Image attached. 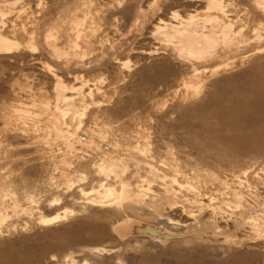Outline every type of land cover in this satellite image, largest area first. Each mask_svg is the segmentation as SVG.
<instances>
[{
    "label": "bare ground",
    "instance_id": "6f19581e",
    "mask_svg": "<svg viewBox=\"0 0 264 264\" xmlns=\"http://www.w3.org/2000/svg\"><path fill=\"white\" fill-rule=\"evenodd\" d=\"M186 2L204 5L185 14L173 9L151 23L149 37L165 51L133 47L126 57H114L123 84L133 54L143 60L171 52L190 70L180 85L184 97L201 93L210 72L264 64V0ZM45 6L46 0H37V9ZM69 7L42 29L36 22L40 11L29 10L27 0H0V63L32 62L41 73L40 87L23 73L25 83H12L14 98L0 102V235L16 232L20 220L25 231L30 224L52 229L83 215L84 225L68 235L65 246L41 239L39 246L1 255L0 264H43L49 254L54 264H91V258L122 264L129 246L264 244V166L200 169L182 161L173 147L162 157L152 129L134 128L124 109L111 104L105 78L83 73L102 65L106 47L116 54L123 40L161 11V0L140 7L120 39L101 36L96 0ZM119 24L116 14L114 31ZM9 137L24 140L18 142L20 153L33 155L27 163L40 164L41 172L30 176L10 167L17 147Z\"/></svg>",
    "mask_w": 264,
    "mask_h": 264
},
{
    "label": "rangeland",
    "instance_id": "374dc122",
    "mask_svg": "<svg viewBox=\"0 0 264 264\" xmlns=\"http://www.w3.org/2000/svg\"><path fill=\"white\" fill-rule=\"evenodd\" d=\"M247 1L250 4V0ZM82 2L83 0H46L45 8L37 9V0H27L29 10L40 11V15L36 14V17L38 16L36 22L42 29L57 19L64 6L67 10L69 6L72 8L81 5ZM118 2L119 0H96V7H100L101 10V36H105V39L106 37L120 39L121 34L127 32L137 10L142 6L146 7L149 0H123L124 6L119 9L121 13L120 11L118 13L116 8ZM197 4L199 7L186 0H161V11L156 15L151 14L146 25L139 26L126 38L127 40H123V45L116 54L106 47L105 52L109 55L105 61H101L102 65L96 66L94 63L83 73L91 80L100 76L105 78L102 87L109 95L111 94V97L113 96L111 104L115 105L116 110L124 109V113L121 114L124 115V119L131 121L134 128L138 125L152 129L162 157L165 156L164 152L168 147H173L180 154L182 161H187L200 169L225 172L253 166L259 170L264 166V64L260 65L259 61L253 64L248 62L238 64L235 69H220L214 75H210V72L207 75V87L205 86L201 93L193 96L190 94L187 97H184V90L180 85L190 70L171 52L166 51V54L161 53L143 60H140L137 54L130 55L132 67L130 71H126L127 80L124 84L120 77L115 56L126 57L133 47L150 49L159 46L160 52L165 51L161 44L149 37L155 26L151 23L156 16L168 18L170 12L176 8L185 14L195 8H202L204 2ZM116 14L120 18L118 32L113 29ZM139 60V64L136 65L135 62ZM2 73H5V76L0 77V85L3 86L0 102L14 98L12 83L17 78L21 83H25L24 77L21 76L23 73L31 77L30 81L34 80L35 88L40 87L37 75L41 73L39 67L32 62L17 67L0 63V76ZM9 141L17 147L18 142L24 140L9 137ZM15 149L16 152L11 159L14 161L10 163L12 169L17 167L15 168L17 172L30 176L33 175L32 172L39 173L43 170L40 164H34L33 161L27 163L33 155L28 152L20 153L18 147ZM32 165L35 167L32 168ZM83 217L85 218V215L74 217L70 223L52 229L30 224L28 231L22 229L24 222L20 220L16 232L13 230L8 232L5 229L4 234L0 235V256L15 250L39 246L41 239H45V243L56 242L65 246L69 244L68 235L83 227ZM106 240L111 241L109 238ZM131 244L134 245L135 241ZM189 244L163 246L144 244L140 250L129 246L124 252L122 264H264V244L251 246ZM79 248V245L73 247L76 251ZM63 253V250L57 251V258H63ZM90 260L91 264H117V261L109 259ZM54 263L50 254L43 260V264Z\"/></svg>",
    "mask_w": 264,
    "mask_h": 264
}]
</instances>
